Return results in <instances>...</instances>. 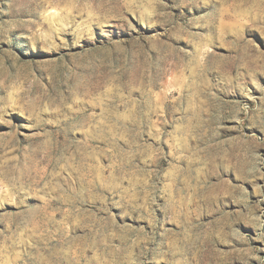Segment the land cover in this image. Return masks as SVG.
Wrapping results in <instances>:
<instances>
[{"label":"rangeland","instance_id":"374dc122","mask_svg":"<svg viewBox=\"0 0 264 264\" xmlns=\"http://www.w3.org/2000/svg\"><path fill=\"white\" fill-rule=\"evenodd\" d=\"M0 264H264V0H0Z\"/></svg>","mask_w":264,"mask_h":264}]
</instances>
